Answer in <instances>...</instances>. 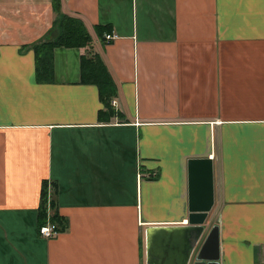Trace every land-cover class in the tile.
<instances>
[{
  "label": "crops",
  "instance_id": "1",
  "mask_svg": "<svg viewBox=\"0 0 264 264\" xmlns=\"http://www.w3.org/2000/svg\"><path fill=\"white\" fill-rule=\"evenodd\" d=\"M60 1L93 42L56 48L41 82L54 0H0V264H182L189 233L159 227L189 225L197 159L213 164L220 264H264V0ZM94 56L117 86L110 120L82 81ZM45 183L67 224L52 238Z\"/></svg>",
  "mask_w": 264,
  "mask_h": 264
},
{
  "label": "trees",
  "instance_id": "2",
  "mask_svg": "<svg viewBox=\"0 0 264 264\" xmlns=\"http://www.w3.org/2000/svg\"><path fill=\"white\" fill-rule=\"evenodd\" d=\"M53 6L55 11L59 13L56 21L57 34L54 38L33 46L36 54V70L39 81H51L54 75L53 69V52L56 48H84L89 47L93 38L89 33L82 19L71 15L61 14V1L54 0ZM97 36L100 39L105 38V34L111 33L110 26L98 25L95 27ZM82 81L97 85L103 105L107 108L106 115L102 113L105 120H110L115 116V110L112 107V99L117 93V86L111 77L107 67L100 57H83L81 62ZM47 188L46 183L43 186L42 202L39 208L38 220L39 225H46L48 222L57 225V230L64 231L66 229V220L58 214L56 201L51 202L52 214L47 212Z\"/></svg>",
  "mask_w": 264,
  "mask_h": 264
},
{
  "label": "water",
  "instance_id": "3",
  "mask_svg": "<svg viewBox=\"0 0 264 264\" xmlns=\"http://www.w3.org/2000/svg\"><path fill=\"white\" fill-rule=\"evenodd\" d=\"M214 173L209 159L189 162L190 202L188 224L180 227H159L168 234L183 235L185 249L182 264H220L219 226L213 225L207 232L209 213L214 206ZM181 231V232H180ZM207 232L203 243L201 238ZM182 236V235H181Z\"/></svg>",
  "mask_w": 264,
  "mask_h": 264
},
{
  "label": "built area",
  "instance_id": "4",
  "mask_svg": "<svg viewBox=\"0 0 264 264\" xmlns=\"http://www.w3.org/2000/svg\"><path fill=\"white\" fill-rule=\"evenodd\" d=\"M107 39H111L110 35L106 36ZM115 101H113V105H115ZM40 234L42 237L45 238H52L59 234V231L57 230V225L51 222H48L46 225L41 226L40 228Z\"/></svg>",
  "mask_w": 264,
  "mask_h": 264
}]
</instances>
